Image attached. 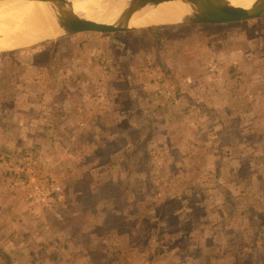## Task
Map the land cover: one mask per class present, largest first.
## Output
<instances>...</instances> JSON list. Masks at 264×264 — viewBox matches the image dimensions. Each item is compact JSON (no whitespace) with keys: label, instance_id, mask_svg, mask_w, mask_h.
<instances>
[{"label":"rangeland","instance_id":"rangeland-1","mask_svg":"<svg viewBox=\"0 0 264 264\" xmlns=\"http://www.w3.org/2000/svg\"><path fill=\"white\" fill-rule=\"evenodd\" d=\"M17 88H27L32 97L18 103V108L55 104L60 88L66 90L67 98L65 102L60 98V108L54 105L45 114L43 106L35 107V116L11 124L19 122L21 128L53 124L51 143L44 148L20 150L26 144L18 133L13 148L0 145V248L10 255H0V264H264L263 258L251 256L248 229L245 237L243 233L233 235L238 224L235 210L243 211L239 223L248 228L258 220L248 210L264 208V18L84 31L1 50L0 114L5 117L12 98L1 93ZM115 91L128 95L129 103L140 98L141 104L145 98L146 111L162 104L168 114L156 120L175 124L176 129L162 140L172 135L177 146L185 145L176 149L170 160L173 166L163 165L157 181L146 180L152 158L148 146L133 150L144 154L139 164L146 173L144 180L114 181L111 189L106 181L96 185L84 180V174L92 171L95 153L106 160L112 149L95 151L90 146L94 134L79 132L77 123L79 119L88 125L102 122L97 114H104L108 107L100 95L112 97ZM45 94L48 97L43 100ZM18 110L32 114L29 108ZM103 118L110 122V115ZM165 128L170 130L162 127L160 132ZM146 133L154 135L152 127ZM127 149L131 150L126 144L119 147L123 153ZM35 154L42 162L36 176L42 180L54 177L62 188V195L48 203L28 202L26 173L10 172L7 166L9 158L17 167L26 166L24 162L31 161L24 160ZM28 167L34 171L33 163ZM179 175L176 181H164ZM138 187L146 194L140 204L145 227L134 230L129 246L127 240L117 239L116 232L122 234L139 224L136 216L129 220L133 223L123 221L130 213L121 212L130 199L124 197L125 191ZM105 188L110 194L89 191ZM167 194L175 196L165 199ZM220 206L226 209L219 212ZM207 224L210 240L206 244ZM192 228L194 239L189 236ZM201 247L203 256L187 255ZM239 247L245 256H224L233 255Z\"/></svg>","mask_w":264,"mask_h":264},{"label":"crops","instance_id":"crops-1","mask_svg":"<svg viewBox=\"0 0 264 264\" xmlns=\"http://www.w3.org/2000/svg\"><path fill=\"white\" fill-rule=\"evenodd\" d=\"M15 81L18 82L19 79L17 78ZM61 88L58 89V91L56 92L57 95L54 96V99L55 98L58 99V101H56L55 104L53 103L52 105L45 106V107L43 105H40V104L35 105V106H32V104H30L28 106V108H29V110L32 111V114H30L28 112V110L27 111L26 110L25 111H19L18 110V109H28L26 106L24 108L16 107L18 105V103H22L24 100H27V99H32V97L30 96V94L27 91V88H25V90L19 89V88L12 89V90H8V92L6 90H4L1 94L2 95L8 94V96H10V98H12V99H9V103L7 105L8 112H10V113H7L6 117L4 115L0 114V119L5 120V121L0 122V145H5V146H8L10 148H13L12 143L14 141L15 134H17V133L19 136L22 135L21 142L23 144H26L25 146L22 147L24 149H20L22 151L30 152V150H32V149L44 148L46 146V144L51 143V139H50L51 137L49 136V132L54 131L53 129L55 127H53V124H51L50 126H47V127H40V126L39 127H33L32 124H30V125H25L23 128H21L22 125L19 122L15 123L13 125H11V124L14 123L15 120H19L20 118L23 119L25 117L35 116V114L33 112V109L35 107H38V109H41L43 106V110H44L45 114L47 113L48 110H52L54 108V105L57 106V108H60V106H59V102L61 101L60 98L61 99L63 98L61 102H65L66 98H67L66 93H65L66 90L63 91V90H61ZM67 93L69 94V92H67ZM53 95H55V93ZM79 96H80V94H79ZM46 97H48V94H45L44 97H42L43 100L46 99ZM100 99H101L102 103L105 105L104 107H108L105 110L104 114H97V116L101 117L102 122L96 121L93 124L88 125L85 122L82 123V119H79L76 127L79 129L78 130L79 132L89 131V132H92L94 134V137L90 141V146L93 149H95V151L109 148V149H112V152H111L110 158L106 159V160L99 158L98 153H95V158L92 161V166H91L92 171L88 174H84L85 175L84 180L92 181L93 183H96V185H98V183H97L98 181H106L107 182L106 187H109L110 189L113 186L114 181H119V180L125 181V180L131 179V178H134L138 182H140L141 179L144 180L146 173L141 172V170L139 169V164H140L141 158H145L144 154L142 156H140L141 154L139 155V154L133 153V150L139 149L140 147L144 148L145 146H148V148H150V150H148V153L150 151V155L152 156V158L150 160V164H149L150 166L147 167L149 174H146L147 175L146 177H148L149 179H146V180H150V181L159 180V178L162 177L161 168L164 167L165 165L166 166H173V162H170V160H172L176 149L182 148L179 145L177 146V143L174 142L172 135L170 137V140L169 139L165 140V141L162 140V137H164V135L170 136V134H173V132L176 131L175 124H173V125L170 123L163 124L161 122V120H159V121L156 120V118L159 117V115L162 116L164 114L165 115L168 114V112L165 111L164 106L162 104H159V106L156 109L150 108V109H147V111H146V109H145V98L143 99L141 104H140V101H141L140 98H137V101L134 103H129L130 99H128V95H124V93L121 94V93L116 92V91H115L114 95H112V97L107 98L106 95H100ZM0 110H1V107H0ZM17 111H18V113H17ZM39 114H40V112L38 114H36L37 115L36 117H38ZM106 115H110V117H111L109 123H106L103 121L104 120L103 117H105ZM147 116L150 117L149 120H146ZM152 117H155V118H152ZM87 118L88 117L86 115V117H85L86 121H87ZM172 119H173V117H172ZM8 124H10V125H8ZM17 125L20 127H16ZM105 125H107V126L105 127ZM147 127L149 129L152 127L154 135H148L146 133ZM162 127H169L170 130L165 128V129H167V130H165V132H160ZM156 132H159V133L156 134ZM100 133L104 134L105 136H100ZM106 133H110V135L108 134V136H107ZM124 144H126L131 150H128V149L125 150L126 151L125 153L120 151L119 147L121 148V146H123ZM14 147H15V144H14ZM153 147H155V150H153ZM184 147H185V145H184ZM18 148H20V145L18 146ZM158 149H160V150H158ZM15 153H17V152H15ZM38 157L39 156L35 154V156L27 157L28 159L24 160V161L30 160L32 163L34 161L36 162V166L34 168V175H36V174L39 175L38 170H37V166H38V164L39 165L42 164V162L38 160L40 157L39 158ZM186 159H187V157H186ZM24 163L28 164L30 162H24ZM128 172L132 173V174H128ZM25 175H28V173ZM77 177L79 180L82 179V178H80L79 175ZM88 177H89V179H88ZM179 177H180V175L176 176L174 178H169V179L163 178V179L166 183H168V182H172L174 180L176 181L177 178H179ZM184 177H188V175L184 174ZM61 178L64 179V172H63ZM54 179L56 180V178H54ZM108 182H109V184H108ZM239 185H241V184H239ZM101 188L102 187H99V189H101ZM242 190H244V189H242ZM89 191L93 192L96 195H98L99 193H100V195H102L103 191H107V193L110 194V190H107V189L106 190L90 189ZM124 194H125L124 197H126V196L130 197V199H129L130 202H129V200L125 201L126 203L123 204L124 207L122 208L121 212L122 213L127 212L130 214L126 215V217L123 218L122 220L128 222L130 219H132L136 216V218L139 219L138 220L139 224L137 226L134 225L132 228L127 227L128 230H127V232L125 231L126 233L122 232V234H119L118 232H116V235H117V239L119 241H120V239L127 240L129 246H131L132 239L134 238L133 237L134 233L136 235V231H134V230H136V229L139 230L140 228L145 227L144 215H142L140 217L141 214H144V211H142L143 208H142V206H140V204L142 203V200L146 196V194L144 192L141 193L139 187H138L137 191L127 190V191H125ZM183 194L185 196H187V190H185V192ZM158 195H162L161 191H158ZM174 196H175V194L173 196L170 194H167L165 196V199H172ZM258 197L262 198L261 196H258ZM102 198H103V196H102ZM217 198H219V197L217 196ZM25 199H27L28 202L31 201L28 198L27 187L25 190ZM115 201H117V203H119L118 198H116ZM31 202L34 203V202H39V201H31ZM80 202H82V200H80ZM106 202H107V200H106ZM34 204H36V203H34ZM78 204H80V203L78 202ZM80 206L79 205L75 206L76 207L75 212L78 211V208ZM99 206H100L99 202L97 203V206L96 205L94 206L93 212L95 214H97V212H98L97 208ZM225 209H226V206L218 207L219 212H222ZM235 211H234V213L238 214L235 217V221L238 224L234 227L233 235L238 237L239 235L240 236L242 235L241 233H243L244 236H242V237H245V231H246V229H248L251 232L250 235H252V242H250L248 244L249 248L252 249L250 252L251 256H254V258H256L257 260H261V258L264 259V247H263V244H264V219L261 223L259 222V218L264 217V208L255 209V208L251 207L248 210V212H250L252 214V216H253V213L258 215V220L253 221L252 222L253 225H251V227H248V228L242 227L241 223H239V219L242 217L241 214L243 211H240V212H235ZM112 215H114V214H112ZM128 223H133V221H129ZM114 227H116V225H114ZM112 230H115V229H112ZM222 231H224V230H222ZM129 232H133V233H129ZM194 232H195V228H192L190 233H189V236L192 237V239H194ZM138 233H139V231H138ZM152 233H153V230H152ZM209 236H210V231H209V225L207 224L206 228H205L206 244L210 240ZM151 237L152 236H150V238ZM203 245H204V243L201 246H203ZM239 248L240 249H238L237 252L233 253V255H231L230 253H225L226 255H224V256H245L243 248L242 247H239ZM203 249H204L203 247L196 248L194 250L191 249V251L189 252V254L187 253V255L188 256H194V255L198 256L201 254V256H203V253H204ZM142 252H143V250L141 251V253ZM143 253L145 254L146 251L144 250ZM175 256H178V255L175 254Z\"/></svg>","mask_w":264,"mask_h":264},{"label":"water","instance_id":"water-1","mask_svg":"<svg viewBox=\"0 0 264 264\" xmlns=\"http://www.w3.org/2000/svg\"><path fill=\"white\" fill-rule=\"evenodd\" d=\"M29 1L56 3L60 13L57 25L46 22L45 28L38 33L35 32L30 42L4 47L1 50H15L84 31L118 32L154 26L230 23L264 18V0H253L249 6L235 5L230 0H127L126 8L122 13L124 23L112 26H95L81 17V12L85 11L83 7L89 9L95 0H0V11ZM174 3L187 5L183 14L175 15L179 18L153 16ZM76 6L79 7L75 9ZM27 12L30 13L31 10H27ZM162 13L167 14L164 11ZM24 16L27 23L30 24L28 16Z\"/></svg>","mask_w":264,"mask_h":264},{"label":"bare ground","instance_id":"bare-ground-1","mask_svg":"<svg viewBox=\"0 0 264 264\" xmlns=\"http://www.w3.org/2000/svg\"><path fill=\"white\" fill-rule=\"evenodd\" d=\"M127 0H95L89 9L81 12V17L95 26H112L124 23L122 13L126 8ZM235 5L249 6L253 0H230ZM187 5L174 3L159 11L157 16H171L176 19L177 13H184ZM79 6H76L77 9ZM27 10H31L30 13ZM164 11L167 14L162 13ZM28 14V15H27ZM170 14V15H169ZM28 16L30 24L27 23L25 16ZM60 13L58 6L54 2H35L29 1L25 4L11 6L0 11V49L9 46H17L24 42H30L33 35L43 30L47 25H57ZM38 23L36 24V22ZM32 22V23H31ZM38 35V34H36Z\"/></svg>","mask_w":264,"mask_h":264},{"label":"built area","instance_id":"built-area-1","mask_svg":"<svg viewBox=\"0 0 264 264\" xmlns=\"http://www.w3.org/2000/svg\"><path fill=\"white\" fill-rule=\"evenodd\" d=\"M32 162L25 164L26 166L17 167L12 158H9L7 161V166L9 171L18 170L25 172L28 189V198L31 201H39L42 203H48L53 201V199H57L62 195V188L58 184V182L53 178H47L46 180H42L40 177L34 175V171L28 167ZM34 167L36 166V162H33ZM31 170V171H30Z\"/></svg>","mask_w":264,"mask_h":264},{"label":"trees","instance_id":"trees-1","mask_svg":"<svg viewBox=\"0 0 264 264\" xmlns=\"http://www.w3.org/2000/svg\"><path fill=\"white\" fill-rule=\"evenodd\" d=\"M0 255L10 256L5 250H3V249H1V248H0ZM9 260H10V259H9ZM11 264H13V263L11 262Z\"/></svg>","mask_w":264,"mask_h":264}]
</instances>
